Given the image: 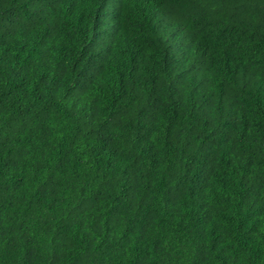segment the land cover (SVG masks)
<instances>
[{"label":"trees","instance_id":"16d2710c","mask_svg":"<svg viewBox=\"0 0 264 264\" xmlns=\"http://www.w3.org/2000/svg\"><path fill=\"white\" fill-rule=\"evenodd\" d=\"M0 264H264V0H0Z\"/></svg>","mask_w":264,"mask_h":264}]
</instances>
